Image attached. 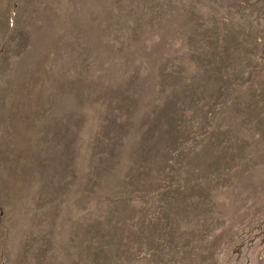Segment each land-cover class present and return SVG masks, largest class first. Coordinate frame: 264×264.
I'll return each instance as SVG.
<instances>
[{
  "label": "rangeland",
  "instance_id": "1",
  "mask_svg": "<svg viewBox=\"0 0 264 264\" xmlns=\"http://www.w3.org/2000/svg\"><path fill=\"white\" fill-rule=\"evenodd\" d=\"M0 264H264V0H0Z\"/></svg>",
  "mask_w": 264,
  "mask_h": 264
}]
</instances>
